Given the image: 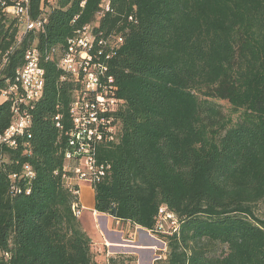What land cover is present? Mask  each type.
Listing matches in <instances>:
<instances>
[{
  "label": "trees",
  "instance_id": "trees-1",
  "mask_svg": "<svg viewBox=\"0 0 264 264\" xmlns=\"http://www.w3.org/2000/svg\"><path fill=\"white\" fill-rule=\"evenodd\" d=\"M31 9L47 22L21 44L0 9V135L14 117L2 91L28 48L46 71L27 136L0 146V264H95L64 178L77 86L54 54L46 59L90 23L123 38L109 64L122 132L99 148L110 168L93 184L96 209L153 233L160 208L174 212L178 229L161 233L166 264H264V97L235 122L209 101H233L264 68V0H31Z\"/></svg>",
  "mask_w": 264,
  "mask_h": 264
},
{
  "label": "built area",
  "instance_id": "built-area-1",
  "mask_svg": "<svg viewBox=\"0 0 264 264\" xmlns=\"http://www.w3.org/2000/svg\"><path fill=\"white\" fill-rule=\"evenodd\" d=\"M0 9L14 18L21 32L40 31L47 22L43 13L33 17L31 0H0ZM98 23H90L78 28L65 44L54 46L46 59L55 56L57 66L63 71L62 79L71 78L76 84L73 104L75 113H69L71 127L65 132L67 147L64 178L66 185L75 196H80V184L99 182L110 168L109 164L99 163L98 152L101 145L115 143L121 136V122L117 115L123 107L124 100L118 96V85L110 73V60L116 55L123 43L118 34L106 35L98 31ZM17 40V42H18ZM37 47L25 51V64L17 71L15 80L3 91L2 96L10 103L18 100L19 115L13 129L0 138V146L16 148L19 138L27 136L24 130V113L33 105L34 97L39 92L38 72L42 63L36 61ZM3 62H7V57ZM57 115V126L63 128ZM29 174V165L25 166L24 176ZM20 177L18 174L12 176ZM14 188V187H13ZM77 217L82 213L79 199L73 205ZM174 212L163 206L159 210L156 230L160 233L174 232ZM171 227V229H167Z\"/></svg>",
  "mask_w": 264,
  "mask_h": 264
},
{
  "label": "crops",
  "instance_id": "crops-1",
  "mask_svg": "<svg viewBox=\"0 0 264 264\" xmlns=\"http://www.w3.org/2000/svg\"><path fill=\"white\" fill-rule=\"evenodd\" d=\"M80 184L79 219L92 242L98 246L95 264H155L153 232L129 221H121L96 209V190L88 183ZM103 262V263H101Z\"/></svg>",
  "mask_w": 264,
  "mask_h": 264
},
{
  "label": "rangeland",
  "instance_id": "rangeland-1",
  "mask_svg": "<svg viewBox=\"0 0 264 264\" xmlns=\"http://www.w3.org/2000/svg\"><path fill=\"white\" fill-rule=\"evenodd\" d=\"M264 68H261L258 72L250 77V79L244 80L236 91L233 101H229L221 98H209L212 103L218 104L227 118L232 122L239 120L241 116L251 112L256 106V101L259 98L264 97ZM255 104V105H254ZM262 211H264V205H262ZM167 229H171L167 227ZM154 236L157 239L154 240L155 250L154 258L155 264H166L168 249L167 238L161 233L154 232ZM94 258L100 255L103 251H100L95 242L92 243ZM111 260V259H110ZM109 260V263L111 261ZM103 263V262H101ZM106 264V263H105Z\"/></svg>",
  "mask_w": 264,
  "mask_h": 264
},
{
  "label": "bare ground",
  "instance_id": "bare-ground-1",
  "mask_svg": "<svg viewBox=\"0 0 264 264\" xmlns=\"http://www.w3.org/2000/svg\"><path fill=\"white\" fill-rule=\"evenodd\" d=\"M33 30H25L24 32H21V38L18 40L17 44H21V42L24 40V38L27 36V34L29 32H31ZM36 61L38 63H41V55L40 52L37 48V52H36ZM19 71V70H18ZM45 68L41 65V69L38 72V85H39V92H37V96L34 97V102H36L37 100H39L43 94L44 91V87H45ZM13 107H12V111H13V121L12 124L10 125V127L6 130V132H10V130L13 129V125L16 124L17 122V116L19 115V105H18V100H11ZM33 102V103H34ZM73 104V103H72ZM31 105H29L30 107ZM71 113H75V106H72L71 109ZM32 124V119H31V115L29 114V110L27 111V113H24V130H28L30 128ZM6 132L4 134H6ZM2 137V135H0V138ZM27 177H34V172L31 169V167L29 166V174H27ZM16 189V188H14ZM75 210V213L77 215V210ZM178 219V218H177ZM176 219L175 215H174V230L178 229V220Z\"/></svg>",
  "mask_w": 264,
  "mask_h": 264
}]
</instances>
